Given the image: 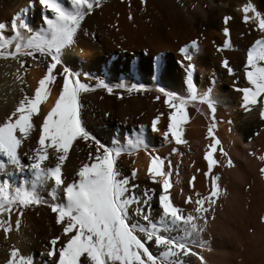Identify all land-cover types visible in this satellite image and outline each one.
Listing matches in <instances>:
<instances>
[{"label":"bare ground","instance_id":"obj_1","mask_svg":"<svg viewBox=\"0 0 264 264\" xmlns=\"http://www.w3.org/2000/svg\"><path fill=\"white\" fill-rule=\"evenodd\" d=\"M244 3L251 4L258 13L264 15V0H146L144 5L139 0H101V7L94 9L82 21L74 47L64 55L67 66L79 74L83 83L94 87L97 81H102L113 88L112 94L99 88L81 94V117L87 130L94 132L92 134L89 131L95 140L112 146L126 144L136 138L142 139L139 149L125 152L118 158V167L123 175H130L132 169H136L133 183L138 185L137 195L145 189H153L150 211L145 209L152 220L159 217V191L158 184L149 181L146 175L148 154L160 156L165 163V170L167 164L171 163L172 187L168 194L173 204L187 214L194 205L190 208V204L184 203L186 195L193 196V199L197 198V194L206 197L213 174L218 177L221 190L222 183L228 180L227 167L224 168L219 147L233 160L234 168H231L234 172L244 168L240 165L243 160L247 166V160L264 153V121L259 119L258 110L244 112L239 107L240 96L235 91L236 87L246 85L243 80V61L247 48L264 35L251 22H242L240 8ZM67 4L70 6V0H67ZM43 15L38 0H0V25L5 26L0 29V42L16 39L12 29L14 22L19 24V19L25 21L28 29L39 31ZM225 16L231 17L228 24L229 48L223 47ZM17 17L19 19H15ZM19 34L27 33L20 29ZM192 40L197 41L198 51L189 49L193 70L188 72L185 68L188 61L183 59L179 49L190 45ZM14 47V43L9 44V49ZM20 59L25 61L24 69H21L18 60L0 57V120L14 109L21 97V88L26 94H31L46 66L29 57ZM222 60L228 62V67L232 69L231 75L221 66ZM21 73L27 87L17 79ZM121 83L128 87L137 85L142 90L129 94L117 87ZM189 83L199 94L210 93L215 101V111L210 116L206 104L189 103L186 120L182 124L181 135L185 143L176 145L171 141L170 134L167 139L163 136L170 109L164 105L162 93L158 89L186 96ZM52 87L49 101L42 103L41 108H46L57 94L55 85ZM118 95L120 99H117ZM157 116L158 130L153 132L151 121ZM212 116L216 121L213 133L220 142L218 149L213 152V158L221 163L214 165L209 178H205L203 173L207 170V164L202 157L205 145L210 143V138L206 137ZM35 136H38V131L34 133L33 139L25 143L22 157L24 152L35 146ZM173 147L177 149L176 153L172 152ZM89 151H94V145L84 141H76L70 147L63 168L68 181L72 179L73 170L87 159ZM250 151L253 157L249 155ZM9 173L7 180L17 185L20 182L19 175L11 174L10 169ZM193 177L195 179L190 187L188 181ZM3 179L0 174V180ZM38 194L50 200L46 190L41 189ZM223 194L222 190L219 199ZM205 205L208 207L207 202ZM15 220L13 212L12 230L7 239L0 231V264H6L12 247L27 256L32 264H45L48 257L43 253L48 246L47 241L60 234L52 213L45 204L26 209L18 231ZM207 229L212 231L210 227ZM205 232H201L200 235H203L199 238L196 237L197 244L202 243L203 247H193L204 260L209 251ZM182 259L184 264H199L196 257Z\"/></svg>","mask_w":264,"mask_h":264},{"label":"snow or ice","instance_id":"obj_2","mask_svg":"<svg viewBox=\"0 0 264 264\" xmlns=\"http://www.w3.org/2000/svg\"><path fill=\"white\" fill-rule=\"evenodd\" d=\"M139 3L144 5L146 0H139ZM38 4L44 13L41 29L32 31L25 21L17 17L15 19H19V24L14 22L12 29L16 39L0 42V57L18 60L21 69L25 68V61L20 57H29L46 65L31 94H26L21 88L22 94L14 109L0 120V174L4 177L0 180V231L4 238L7 239L12 230L13 212L18 231L23 212L45 204L60 229L59 235L47 241L48 246L43 253L48 257L45 264H184L182 258L189 256L196 257L199 264H206L193 247H203L202 243L197 244L196 237L204 231L208 220L214 219L208 213L214 210L213 205L222 191L218 187V177L211 175L206 197L197 194L194 201L191 197L184 200L185 204H194L193 210L184 214L168 194L172 187L171 163L167 164L165 170L160 156L148 154L146 175L149 181L158 184L159 191V217L152 220L145 209L150 211L153 189H145L137 195L138 185L133 183L136 169H132L130 175H123L118 167V158L125 152L139 149L142 139L112 146L96 141L81 117V94L97 88L112 94L113 88L102 81H97L94 87L83 83L79 74L64 61L65 53L74 47L82 21L94 9L101 7V0H70V6L67 0H38ZM240 12L243 23L251 22L264 34V15L249 3H244ZM230 20L229 16L223 17L224 48L231 46L228 39ZM4 27L0 25V29ZM20 29L26 30L27 34H19ZM13 43L14 49H9V44ZM189 49L198 51L196 40L179 49L183 59L188 61L186 71L191 72L193 64ZM217 51L220 49L217 48ZM243 64L246 85L235 88L240 96L239 107L244 112L258 110L259 119L264 121V35L247 48ZM221 66L232 74L226 60L221 61ZM17 79L27 87L23 73ZM53 85L57 94L46 108H41L42 103L49 101ZM117 87L129 94L142 90L137 85L128 87L123 83ZM158 91L162 93L164 105L170 109L163 136L167 139L170 134L171 141L176 145L185 143L181 134L189 103L206 104L210 116L215 111V101L210 93L199 94L191 83L188 84L186 96L163 89ZM120 98L118 95L117 99ZM158 120L159 116L151 121V131L158 130ZM228 123L231 124V121ZM215 126L216 121L212 116L206 137L210 138V143L205 145L202 157L207 164V170L203 173L205 178H209L214 165L221 163L213 158V152L220 144L213 133ZM36 131L35 146L24 152L22 157L25 143L34 138ZM76 141L94 145V151H89L87 159L73 170L72 179L68 181L63 168L70 147ZM218 150L223 163L228 167L233 166L224 149L219 147ZM172 152L176 153L177 149L173 147ZM249 155L254 154L250 151ZM255 158L264 164V153ZM9 169L11 174L19 175L17 185L7 180ZM259 173L264 179V166L259 168ZM194 179L188 181L190 187ZM41 189L47 191L50 200L38 194ZM260 220L264 223V216ZM6 264H32V261L12 247Z\"/></svg>","mask_w":264,"mask_h":264},{"label":"rangeland","instance_id":"obj_3","mask_svg":"<svg viewBox=\"0 0 264 264\" xmlns=\"http://www.w3.org/2000/svg\"><path fill=\"white\" fill-rule=\"evenodd\" d=\"M243 162L246 161L243 160L240 165L244 168L241 171L237 170V173L231 168L233 166L228 167L224 164L229 176L224 184H219L224 194L222 198L219 199V196L216 198L214 210H210L213 213L210 211L208 213L209 217L214 219H209L207 222L209 224H206L204 229L205 240L209 241L206 264H264V223L260 220V217L264 216V179H261L259 173V168L264 164L256 158L247 160L248 167ZM189 197L191 196L186 195L185 198ZM191 199L195 200L193 196ZM192 205L194 204H190L189 207ZM205 207L207 208L206 205ZM207 226L212 228L213 232H210ZM202 235L199 234L197 238Z\"/></svg>","mask_w":264,"mask_h":264}]
</instances>
